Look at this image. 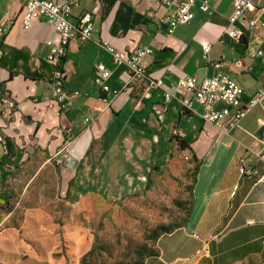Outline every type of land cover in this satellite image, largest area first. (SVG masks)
Here are the masks:
<instances>
[{
  "label": "crops",
  "instance_id": "1",
  "mask_svg": "<svg viewBox=\"0 0 264 264\" xmlns=\"http://www.w3.org/2000/svg\"><path fill=\"white\" fill-rule=\"evenodd\" d=\"M54 1L70 2L73 21L85 12L94 17L92 38L72 41L64 57L61 115L49 102L54 65L47 60L57 29L46 19L25 29L20 17L26 0H0V28H7L0 36V181L17 161L24 163V174L54 181L75 215L59 223L48 203L27 222L50 229L51 256L73 238L72 259H78L77 249L82 255L84 205L96 195H145L149 180L158 187L164 179L188 181L191 214L185 225L159 238L145 264H198L206 255L219 261L253 253L264 237V99L222 133L200 116L198 103L195 111L186 110L175 98L165 100L163 89L192 97L181 80L226 74L241 87L243 102L254 96L264 87V62L256 55L264 48V0H256L246 20L234 21L232 0H208V10L195 9L194 19L173 33L158 22L167 9L154 0ZM101 40L128 52L152 48L140 59L146 77L128 82L124 66ZM99 65L109 72L107 92L97 83ZM158 79L162 88L150 83ZM7 97L16 103L11 113L4 109ZM6 196L0 188V211ZM4 216L0 261L16 264L14 243L1 239L13 215Z\"/></svg>",
  "mask_w": 264,
  "mask_h": 264
},
{
  "label": "rangeland",
  "instance_id": "2",
  "mask_svg": "<svg viewBox=\"0 0 264 264\" xmlns=\"http://www.w3.org/2000/svg\"><path fill=\"white\" fill-rule=\"evenodd\" d=\"M23 164L17 161L16 168L7 170V176L0 181L1 191L7 195L1 204L0 219H4L5 214L13 215L1 229V239L14 243L16 264H55V258H61L58 260L61 264H145L147 258L156 253L159 238L185 225L191 214L187 180L164 179L158 187L155 181L149 180V194L116 200L98 194L84 205L82 255L77 249L78 259H72L73 238L72 245L69 241L60 242L57 255L51 256L50 229L27 225L37 217L38 213L33 210L51 203L57 209L54 214L59 223L75 213H71V208L61 199L53 180L43 182L41 177L35 179L31 173L24 174ZM19 173L23 177L18 178ZM54 179L57 184L56 174ZM13 207H16L15 211H12ZM252 250L253 253L230 264H264V237ZM0 264L5 263L0 261ZM198 264H214V261L206 255Z\"/></svg>",
  "mask_w": 264,
  "mask_h": 264
},
{
  "label": "built area",
  "instance_id": "3",
  "mask_svg": "<svg viewBox=\"0 0 264 264\" xmlns=\"http://www.w3.org/2000/svg\"><path fill=\"white\" fill-rule=\"evenodd\" d=\"M158 7H163L166 12L159 17L158 22L164 25L168 33H173L179 25L189 24L195 17V9L208 10V0H154ZM256 0H232L234 5V15L232 21L236 19L246 20V12L255 9ZM264 9V7H263ZM46 19L54 25L59 34L56 42H48L51 45L50 54L47 60L54 65L53 81L51 83L50 105L57 107V115H61V110L66 106L65 74L63 71L64 57L72 41L80 43L92 38L94 29L93 13H83L77 21L72 20V6L68 1L54 0H26L22 10L20 21L25 29H29L34 20ZM250 26H256L255 20H249ZM7 28H0V36H3ZM117 65L125 68V75L128 82L135 79H144L145 68L140 64L143 55H150L153 49L150 47L138 48L134 52L118 50L112 47L107 41H99ZM209 47H204L207 53ZM256 55L264 62V48H259ZM109 76V72L104 66H98L97 83L103 91H109V85L104 84V80ZM152 85L163 87L161 79L152 80ZM180 85L192 92V97L174 94L163 89L164 99H177L181 106L190 111L194 110V103L201 107L200 116L214 125L220 132L227 133L247 115V113L264 99V87L259 89L254 96L247 101L242 100V89L235 79L229 75L213 74L203 79L200 86L195 77H189L180 81ZM101 100L109 105L110 101L106 96ZM5 110L9 113L16 108V103L9 97L3 99ZM99 110V109H97ZM260 158H263L260 155ZM248 173H256L249 169Z\"/></svg>",
  "mask_w": 264,
  "mask_h": 264
},
{
  "label": "trees",
  "instance_id": "4",
  "mask_svg": "<svg viewBox=\"0 0 264 264\" xmlns=\"http://www.w3.org/2000/svg\"><path fill=\"white\" fill-rule=\"evenodd\" d=\"M235 259H230V258H226V257H223L221 258L219 261H223V263L221 264H230L231 262H233ZM214 261V264H220V262L216 259L213 260Z\"/></svg>",
  "mask_w": 264,
  "mask_h": 264
},
{
  "label": "water",
  "instance_id": "5",
  "mask_svg": "<svg viewBox=\"0 0 264 264\" xmlns=\"http://www.w3.org/2000/svg\"><path fill=\"white\" fill-rule=\"evenodd\" d=\"M205 77H206V73L203 74V75L199 74V76L197 77V84H198V86L201 85V83H202V81H203V79H204Z\"/></svg>",
  "mask_w": 264,
  "mask_h": 264
}]
</instances>
